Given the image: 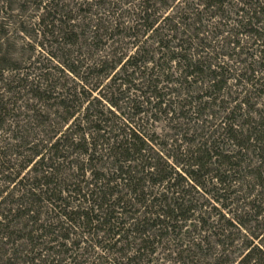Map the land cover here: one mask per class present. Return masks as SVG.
<instances>
[{"label": "rangeland", "instance_id": "1", "mask_svg": "<svg viewBox=\"0 0 264 264\" xmlns=\"http://www.w3.org/2000/svg\"><path fill=\"white\" fill-rule=\"evenodd\" d=\"M52 1V7L62 8L64 13H69L70 23L83 27L90 22H100L102 30L109 29L107 34L99 32L105 35L98 38L96 46L87 49V52L84 49V56H92V60L84 61L81 66L89 69L83 70L86 74H92H88L86 80L82 81L85 94L80 92L76 97L75 107L88 106L91 111L102 114L101 120H111L108 112L112 109L107 100H102V96L105 94V87L111 85L113 80L116 79L115 82L118 83L120 71L116 68L112 73V76H116L107 78L105 70L99 72L96 64L104 61L107 63L106 69H109L110 64L113 65L120 56H132L135 51L133 44H137L142 49L141 61H145L143 66L146 71L138 74L137 70L133 84L144 90L146 81L151 79L150 75H157L159 88L163 89L162 99L168 107H173L169 114H141L137 118L142 117L143 123L141 120H134L144 133L146 144L153 153L159 151L167 158L169 165L174 162L168 158L184 161L182 154L187 155L194 148L202 150L203 147L209 149L213 144L218 145V151L232 159L227 166L222 165L217 173L229 178L225 184V192L214 190L216 187L212 188L213 181L209 184L210 176L214 174L212 170L217 168L214 166L204 172L208 174H203L200 181L202 188L190 189L192 183L185 179L188 183L186 188V183L182 181L184 184L181 185L186 191V205L191 206L194 213L191 211L189 220L177 223V228L172 231L168 228L165 232H158L150 224L146 225L143 230L146 233L140 238L149 239V243L141 244L139 250L137 245L142 243L140 241L129 246L131 252L128 251L125 257L132 259L131 263L108 252L111 239L101 233L94 237L81 234L86 232V228L82 226L73 232L63 230L69 224L66 225L59 217L61 210L69 212L88 208L87 203L79 204L80 199L74 197L71 191L82 186L83 181H90L92 171L104 172L102 166L106 168L111 162L105 160L98 147L91 162L82 159V155L78 154L81 151L70 150L68 142L59 143L61 149L58 148L57 151L46 150L45 147L58 138H72L78 125L75 121L67 129L71 124L70 121L65 123L67 111L59 108V100L54 99L60 91L56 89L58 86H82L62 66L66 61L74 59L76 53L67 56L73 49L65 47L57 33L50 34L46 30L42 32L43 27L39 21L46 18L45 14L52 9L43 8L45 0H0V103L4 108L0 116V264H180L179 256L188 255L192 259L188 264H241L247 250L253 247L260 250V247H264V183L258 185L251 174L259 166V160L264 154L256 150L258 144L254 148L252 141L244 140L249 136V127H255L260 134L258 136L264 138V96L245 85L250 78L249 69L263 78L260 82L264 83V70L259 74L260 70L254 64L247 68L246 63L249 61L244 60V53H254L253 60L259 62L260 66L264 65V53H261L260 57L263 59L260 61L258 51H254L256 48L253 40L244 34L237 37L230 35L242 32L239 24L234 22V12L245 0H225L220 10L210 7L206 9L205 4L209 0ZM143 3L150 4L148 14L160 17L157 23L160 29L158 35L169 41L174 38L181 40L183 23L179 18L186 14L191 19L193 16L188 13L187 8L188 5H195L194 9L201 13L198 38L203 44L194 46L192 43L191 53L215 67L220 65L224 68V86L218 96L213 95L212 89L207 87V81L199 78L185 80L173 63L162 66L160 62L157 63L156 70H151L149 59H160L152 36L148 37L149 34L141 25L142 13L138 5ZM63 16L62 20L68 18L64 14ZM166 17L169 19L167 22L163 21ZM224 17L228 19H223ZM78 40H82L81 34ZM228 42H238L239 47L231 50L233 44L224 45ZM173 44L171 42L169 45L173 47ZM250 46L252 50L248 48ZM218 54L222 55L219 60L218 56L214 57ZM160 65L165 68L162 72L158 70ZM96 77H99L98 80ZM245 88L249 90L246 94L242 91ZM112 93L111 91L110 94ZM132 93L134 96L139 95L138 92ZM116 95L115 92L108 97L114 100ZM244 97L253 106V110L251 108L250 113L237 111L226 119L230 125H234L231 129L237 131L238 135L234 140L233 135L225 134L219 126L226 117L223 109L230 111ZM213 99H217L215 104ZM196 103H200L202 107L198 108ZM146 107L144 102L141 103V110L147 111ZM80 111L82 110H78L76 115ZM117 113L119 112L113 111L115 116ZM80 118L79 115L78 119ZM124 125L127 126V123L124 122ZM132 126L136 128L134 124ZM72 140L77 143L79 138ZM85 140L91 143L89 138ZM237 143L244 145L240 154H237ZM32 147L33 150L30 151L29 148ZM212 155L213 153L210 155L211 163L216 159ZM30 161H33L32 164ZM107 171L109 174L112 172ZM261 173L264 175V170ZM150 190L152 189H147V193ZM30 194L38 199L32 201V204L25 198V195ZM220 195L222 196L219 197ZM216 198H219V202L215 201ZM254 200L256 203L251 208ZM138 207L134 202L131 203L130 215L136 213ZM130 215L125 214L123 219H130ZM179 225H182L181 228ZM53 230L60 231L50 237ZM155 235L159 236L154 239ZM197 245L199 252L195 249ZM51 255L56 257L53 262ZM257 264L264 263L262 261Z\"/></svg>", "mask_w": 264, "mask_h": 264}, {"label": "trees", "instance_id": "2", "mask_svg": "<svg viewBox=\"0 0 264 264\" xmlns=\"http://www.w3.org/2000/svg\"><path fill=\"white\" fill-rule=\"evenodd\" d=\"M260 1L261 0H245L243 1V4H241V7L235 8L234 22L239 24V27L242 28V32H235L234 35L230 34L231 32H228L231 37H237L239 34H244L245 37L253 40V44L255 45L254 48H256L254 51H258L257 54L259 57L261 53H264V0H262V3ZM223 2H225V0H209L205 4V7L206 9L210 7L220 10ZM52 5V0H45L43 8L47 10L50 7V9L52 8L53 10L51 9V12L46 13V18L39 21V24L43 27V33L44 30L50 34H53V32L57 33V35L60 36L61 41H63V45L68 49H73L67 56H71L76 53V55H74V59L66 61V63L62 64V66L70 75H72V77L75 78L76 81H80V85H82V81L86 80L85 77H87L88 74H92H86L83 70L88 71L89 69L86 67L82 68L81 66L84 65V61L92 60V56H84V49L87 52V49L96 46L98 38L107 34L109 29L106 28L105 30H102L100 27L101 23L97 20L96 21L98 23L90 22L86 26L79 27L75 23H70L71 20L69 19L70 17L68 16V12L64 13V9H55ZM138 7L141 8L142 13L140 16L142 21L141 25L145 28L147 35H150H148V37L152 36L151 39L156 44V54L158 55V59H160L152 60V57L149 59L152 64L151 70H156L157 63L160 62L162 66H164V64L165 66H168L173 63L176 65L179 75H182L185 80H194L199 78L201 81H207V87L212 89L211 91H213V95L218 96L221 92L222 86H224V78H222L224 68L220 65L215 67L211 63L203 60L201 57L191 53L192 43L194 46H201L203 44L201 43V39L198 38L201 30V18L199 16L201 13L194 9L195 5H188L187 8L188 13L190 12L193 16L191 19L189 15L186 14L184 17L181 16L179 18L180 22L183 23V37H181V40L174 38L170 41L158 35L160 29H158L157 23L160 17H155L154 14H148V12H150V4L143 3V5H138ZM114 10L115 12L117 11V9ZM183 11L185 12V10ZM222 12L224 13V11ZM63 14L68 18L62 20V17H64ZM221 16H223V14H221ZM223 19L228 18L224 17ZM170 20L173 21L174 19ZM163 21L167 22L169 19L166 17ZM91 28L93 30L90 31ZM78 30L79 32H77ZM101 31H104L105 34H99ZM80 34L82 36V40L79 41L78 37ZM174 40L176 41L173 42ZM171 42L174 43L173 47L169 45ZM229 43L233 44L231 50H235V48L239 47L238 42H228L224 45L228 46ZM133 45L135 47L133 55L125 57H123L124 55L120 56L116 61H114L113 65L110 64L109 69H106L107 63L104 61L96 64L99 72H103L105 70L104 74L105 76L108 75L107 78H114V76H116V74L112 76V73L116 68L120 71V74L118 75L121 76H118V83L115 82L116 79L113 80L111 85L105 87V94L102 96V100H107L110 108L112 109V111L108 112L110 114L109 117H112L111 120H101L100 118L102 117V114L91 111L88 106L81 108L80 106L75 107L77 100L76 97L80 95V92L85 94L83 85L81 87L79 85L74 87L56 86V89H59L60 91L56 93L54 99L59 100V108L65 112L67 111L65 123L69 121L71 122V124L67 126V129H69L75 121L78 122V125L75 127L72 134V138H79V141L74 143L71 137L70 139L65 140L64 136L63 138H58L52 144L45 147L48 152H51L52 150L57 151L58 148L61 149L59 143L62 141L68 142V148H70V150L81 151L78 154L82 155V159L85 160V162H91L93 160V156L97 153L98 147L100 153L104 154L103 157L105 160H107V162L108 160L111 162H108L109 165H107L108 167L106 168L103 164V166L101 165L104 172L92 171L93 175L90 181H83L82 186H77L71 191V193L74 194V197L80 199V201L78 199L75 200H78L79 204L84 203L85 205L87 203L88 208L83 210L77 209V211L71 210L69 212H66V209H63L60 211L61 214H59V217L65 221L66 225L69 224L65 229L63 228V230L69 229L73 232L77 231V229L82 226L83 228H86V232L81 234L86 233L89 236L91 235L94 237L98 235V233H101L102 236H107L111 239V244L108 246V252H112L115 257L119 256V259L121 260H127L128 263L132 262V259L128 260L125 257L126 254L131 252L129 247L130 245L132 246V244H135L134 242L136 241L142 242L140 245H137V250H139L143 244L149 243V239L140 238L146 233L143 231L146 225L150 224L151 227L157 229L158 232L161 230H164L165 232L168 228H170L169 231H172V229L177 228V223L181 221L187 222L189 220L191 217L189 213L191 211L192 214L194 213L193 208L186 205L187 201L184 199L186 191H184V187L181 185L184 184L182 181L185 182L186 179L188 182L192 183V186H189L190 189L202 188V183H200V181L203 178V174H208L204 172L207 168L214 166L217 168L212 170L214 174L210 176L209 184H212L213 181L212 188L216 187L214 190L217 192H225V184L229 177L225 174H219L217 171L222 165L227 166V164H230V160L232 159L231 156L222 155L220 151H218L220 146L215 144L210 146L211 148L209 149H211V151L203 147L202 150L194 148V150L189 151L187 155L182 154V156H184L182 157L184 158V161H178L172 157L168 158V160L174 162L173 165H169L167 163V158H165L159 151L157 153H153L149 145L146 144L147 139L144 136V133L140 131L139 126L134 120H141L143 123L142 117L139 119L137 118L141 116V114L142 116L145 114L154 116L157 113L166 114L167 112L169 114V111L173 107H168L167 103L165 104V101L162 99L163 95L161 94V91L163 89L159 88L157 75H150L151 79L150 81H146L147 86L144 87V90L139 88V85L133 84V81L135 80L134 73H136L137 70L138 74L146 71L143 66L145 61H141L143 58L141 55L143 54L142 49H140L137 44ZM202 47L205 48L204 45ZM248 48L252 50L251 46ZM250 52L251 51H247L244 53L246 56L244 60L249 61L246 63V66L248 68L254 64L256 66L255 68L260 70L259 74H261L263 72L261 70H264V65L262 64L261 66L263 67H261L259 62L257 63L253 60V56L255 55ZM233 55H235V53L232 54V56ZM78 56L81 61L78 59ZM216 56H218L219 60L222 55L218 54L214 57ZM261 59L263 58L260 57V61ZM162 66L160 65V68H158L159 72H162V69H165ZM166 68L168 69V67ZM128 71L130 72L128 73ZM254 73L253 69H251V71L249 69L250 78L247 79L248 81H246L245 85H247V88L253 89L254 92L258 93V95L262 94V96H264V83L260 82L263 78H260L258 74L255 75ZM96 76H98V73ZM145 77H147V75H145ZM204 77L205 79H202ZM96 78V80H98L99 77ZM98 87H100V85H98ZM114 88H116V91ZM77 89H79V92ZM107 90L109 91L107 92ZM111 91L113 93H117L114 100H111L108 97V95L110 96L113 94H110ZM132 91L135 93L138 92L139 95L134 96ZM242 91L246 94L249 90L245 88ZM44 92L45 91H43V93ZM87 97L89 96L87 95ZM143 102L147 106V111L141 110V103ZM213 102L215 104L217 99H213ZM195 106L198 108L202 107L200 103H196ZM75 108L76 110H82L79 113L81 116L80 120L78 119L79 115H76L78 110L76 111ZM251 108L253 110V106L248 102V100H246V97H244L242 101L235 103L234 107L230 111H228L227 108H224L223 112L224 114L226 112V117L220 122V130L225 134L233 135V138H235L234 140H236V136L238 135L237 131L231 129L234 125H230L226 119L228 116H232L233 113L237 111L239 112L244 110L245 112L247 111V113H250ZM3 111L4 108L0 103V116ZM113 111L119 112L117 113L118 115L115 116ZM146 118H148V116H146ZM124 122L127 123V126L124 125ZM88 124L89 127L87 126ZM133 124L136 128L132 126ZM85 125L87 127H85ZM240 126L241 125H239V127ZM241 128H244V126ZM248 129V132H250L249 136L244 140L246 142L252 141L254 143V148L258 144L256 150L259 151V153L264 154V138L258 136L260 134L256 131L255 127H249ZM85 138H89L91 143H87ZM242 144H236L237 154H240L243 150L244 145ZM29 150H33V147L29 148ZM212 153V156H216L213 163H211L212 157L210 156ZM41 158H43V155ZM32 162L33 161H30L29 163L32 164ZM107 170L112 171L110 172L111 174H109ZM262 170H264L263 156L259 160V166L251 171L255 181H257L260 186L264 183V175L261 173ZM180 188L182 190H179ZM186 188H188V183H186ZM147 189L152 190L147 193ZM25 196L27 202L30 204H32V201L37 199L34 194ZM221 196L222 195L219 197ZM218 199L219 198H216L215 201L219 202ZM133 202L134 205L139 207L136 213H132L130 215V207ZM255 203L256 202L254 200L251 208H253ZM126 212L130 215V219L127 218V220H124L123 216L127 214ZM27 215L28 210L26 216ZM0 225L2 224L0 223ZM181 226L182 225H179L178 227L181 228ZM39 228H42V226H39ZM57 231L59 232L60 230H53L50 237L53 236L55 232L57 233ZM159 235L161 236V234ZM158 236L155 235L153 238L155 239ZM195 249L198 252L200 250L198 245ZM247 251V254L241 259V264H257L262 261L264 263V247H260V250L253 247ZM51 256V262H53L56 257L53 255ZM188 262H192L189 255L186 257L179 256L180 264H188Z\"/></svg>", "mask_w": 264, "mask_h": 264}]
</instances>
